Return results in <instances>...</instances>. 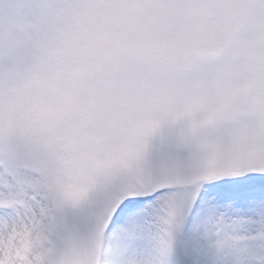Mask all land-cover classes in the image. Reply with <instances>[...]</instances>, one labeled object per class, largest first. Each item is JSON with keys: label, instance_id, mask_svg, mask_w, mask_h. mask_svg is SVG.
I'll use <instances>...</instances> for the list:
<instances>
[{"label": "snow or ice", "instance_id": "6c2138e0", "mask_svg": "<svg viewBox=\"0 0 264 264\" xmlns=\"http://www.w3.org/2000/svg\"><path fill=\"white\" fill-rule=\"evenodd\" d=\"M0 264H264V0H0Z\"/></svg>", "mask_w": 264, "mask_h": 264}]
</instances>
